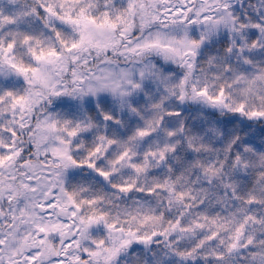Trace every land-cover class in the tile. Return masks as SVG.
Masks as SVG:
<instances>
[{
    "label": "snow or ice",
    "instance_id": "1",
    "mask_svg": "<svg viewBox=\"0 0 264 264\" xmlns=\"http://www.w3.org/2000/svg\"><path fill=\"white\" fill-rule=\"evenodd\" d=\"M0 264H264V0H0Z\"/></svg>",
    "mask_w": 264,
    "mask_h": 264
}]
</instances>
